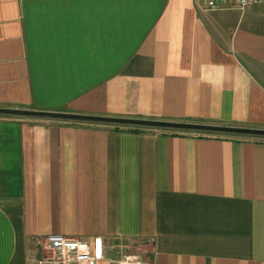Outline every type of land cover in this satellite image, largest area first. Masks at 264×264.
I'll use <instances>...</instances> for the list:
<instances>
[{
    "label": "crops",
    "instance_id": "0c3cea01",
    "mask_svg": "<svg viewBox=\"0 0 264 264\" xmlns=\"http://www.w3.org/2000/svg\"><path fill=\"white\" fill-rule=\"evenodd\" d=\"M0 108L264 130V0H0ZM133 128L0 116V264H264V138Z\"/></svg>",
    "mask_w": 264,
    "mask_h": 264
},
{
    "label": "built area",
    "instance_id": "2783aa9c",
    "mask_svg": "<svg viewBox=\"0 0 264 264\" xmlns=\"http://www.w3.org/2000/svg\"><path fill=\"white\" fill-rule=\"evenodd\" d=\"M206 9H217L221 2L243 9L261 3L263 0H199ZM40 256L35 264H151L146 254L137 247L121 249L112 256H106L102 246L94 245L62 235L45 236L39 246Z\"/></svg>",
    "mask_w": 264,
    "mask_h": 264
},
{
    "label": "water",
    "instance_id": "95a60500",
    "mask_svg": "<svg viewBox=\"0 0 264 264\" xmlns=\"http://www.w3.org/2000/svg\"><path fill=\"white\" fill-rule=\"evenodd\" d=\"M0 116L74 122V123H82V124H90V125L126 126V127H136V128L164 129V130L179 131V132L211 133V134H223V135H231V136H249V137L264 138V130L261 129L226 127V126L204 125V124H194V123L152 121V120H143V119H124V118H116V117L80 115V114L62 113V112L29 111V110L2 109V108H0Z\"/></svg>",
    "mask_w": 264,
    "mask_h": 264
},
{
    "label": "trees",
    "instance_id": "16d2710c",
    "mask_svg": "<svg viewBox=\"0 0 264 264\" xmlns=\"http://www.w3.org/2000/svg\"><path fill=\"white\" fill-rule=\"evenodd\" d=\"M132 131L138 132V131H141V129L140 128H133Z\"/></svg>",
    "mask_w": 264,
    "mask_h": 264
},
{
    "label": "rangeland",
    "instance_id": "374dc122",
    "mask_svg": "<svg viewBox=\"0 0 264 264\" xmlns=\"http://www.w3.org/2000/svg\"><path fill=\"white\" fill-rule=\"evenodd\" d=\"M40 254H41V253L39 252V256H40Z\"/></svg>",
    "mask_w": 264,
    "mask_h": 264
}]
</instances>
